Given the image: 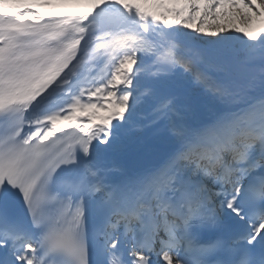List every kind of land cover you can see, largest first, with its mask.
Segmentation results:
<instances>
[{"label": "snow or ice", "instance_id": "1", "mask_svg": "<svg viewBox=\"0 0 264 264\" xmlns=\"http://www.w3.org/2000/svg\"><path fill=\"white\" fill-rule=\"evenodd\" d=\"M85 3L45 15L36 9L52 0H0V264H90L93 214L100 264H150L161 234L163 264L173 253L175 264H264V0ZM183 82L226 110L174 126L160 166L108 186L94 161L120 146L141 104L155 105L152 123L174 119L178 97L158 89ZM54 97L67 100L51 108ZM228 221L244 230L201 241Z\"/></svg>", "mask_w": 264, "mask_h": 264}, {"label": "bare ground", "instance_id": "2", "mask_svg": "<svg viewBox=\"0 0 264 264\" xmlns=\"http://www.w3.org/2000/svg\"><path fill=\"white\" fill-rule=\"evenodd\" d=\"M53 7L50 8H37V11L44 13L45 15L49 14H68V13H76L83 11L87 5L85 0H79L77 3L76 0H68L66 4H59L57 0H52ZM145 7H151V5H146ZM169 23L174 22L173 17L168 18ZM192 27H199V25L194 24ZM258 27V26H257ZM243 30V26L241 27ZM188 31L189 35H197L196 33H192L190 30L184 29H172L171 31ZM164 31H169L165 29ZM224 34H222L223 36ZM227 35H235L234 33H227ZM243 39V37L241 36ZM199 39L203 40L206 39L205 37H199ZM211 39V38H207ZM206 48L207 46H200ZM151 60V57H149ZM139 60V56H138ZM150 62V61H149ZM147 66V64H146ZM145 66V68H146ZM137 68L140 67L138 63L136 65ZM82 69H77L80 72ZM147 70V69H146ZM95 74V73H92ZM253 75L258 76L259 73H255ZM146 83H149L147 80L144 81L139 92L140 94L143 92L144 87H147ZM136 85L134 81V88L129 91L135 90ZM162 90L158 94L162 96L167 95H176L178 97V107H179V114L174 119H160L156 123H152L154 116L153 110L155 105L152 103L141 104L139 106V110L137 115L132 122V126L130 129L122 136V140L120 142V146L107 154H104L100 158L94 161V164L101 168L103 173L104 182L111 187H118L122 186L127 183L129 180L134 178L137 175H140L143 172H146L150 169L156 168H148L142 171L140 174L131 173L127 169V162L135 156V154L142 150L147 155H151L153 152H161L160 149H167L168 156L175 150L177 147L176 138L172 135L171 129L175 127H198L201 124H205L210 122L214 119L217 115L221 114L225 111V106L220 104L216 101L212 96L205 93L203 90L196 88L194 85L183 82L178 87L174 88H167ZM162 89V88H160ZM158 89V90H160ZM143 99V97H142ZM67 97L60 99L58 97H54L52 102L50 103L49 107L58 109L61 107ZM27 115V114H26ZM98 116L105 117L107 115L106 112L100 111L97 113ZM84 119V117H81ZM98 123V122H93ZM114 124L118 122H113ZM180 125V126H179ZM66 133L72 132L71 128H68L65 124ZM27 130V129H26ZM58 136L61 134H57ZM97 142L93 141V145ZM104 148V145L100 146ZM91 151L88 159H91ZM160 166V165H159ZM99 196V194H98ZM158 253V252H157ZM153 256L155 259L158 260L160 264H163V260L160 256L157 255ZM176 257H174L173 253V261L175 264Z\"/></svg>", "mask_w": 264, "mask_h": 264}, {"label": "water", "instance_id": "3", "mask_svg": "<svg viewBox=\"0 0 264 264\" xmlns=\"http://www.w3.org/2000/svg\"><path fill=\"white\" fill-rule=\"evenodd\" d=\"M161 152H153L150 157H147L144 151H139L137 154L127 162V169L131 172L144 171L151 167H158L161 165L168 155L167 149L158 148Z\"/></svg>", "mask_w": 264, "mask_h": 264}, {"label": "rangeland", "instance_id": "4", "mask_svg": "<svg viewBox=\"0 0 264 264\" xmlns=\"http://www.w3.org/2000/svg\"><path fill=\"white\" fill-rule=\"evenodd\" d=\"M220 23L221 24H226L227 22L226 21H220ZM197 25H199V23H197ZM228 26L229 27H232L233 25H231V24H228ZM235 26H237V27H242V25H240L238 22L235 24ZM229 34L230 33H232V32H228ZM146 66V65H145ZM148 67H149V65L147 64V66H146V69H148ZM260 67H261V65L259 64V62H256L254 65H252V67H251V73L252 74H255V73H259V69H260ZM146 85H148V83H146ZM164 89H166V88H162V89H160V90H158V92L160 93L162 90H164ZM159 95V94H158ZM160 96H162L161 94H160ZM202 125V124H201ZM200 125V126H201ZM180 126V125H179Z\"/></svg>", "mask_w": 264, "mask_h": 264}]
</instances>
